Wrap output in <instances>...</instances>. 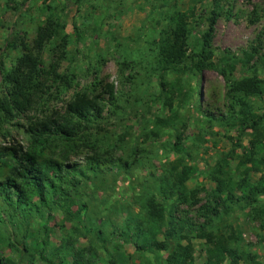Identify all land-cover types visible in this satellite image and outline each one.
Segmentation results:
<instances>
[{
    "label": "rangeland",
    "instance_id": "1",
    "mask_svg": "<svg viewBox=\"0 0 264 264\" xmlns=\"http://www.w3.org/2000/svg\"><path fill=\"white\" fill-rule=\"evenodd\" d=\"M214 5L220 13L211 59L215 63L222 57L229 59L233 69L228 80L214 69L191 71L189 63ZM175 11L189 16L188 57L163 68L157 61V42ZM47 18L58 23L57 31L34 55L45 68L55 63L56 73L67 82L45 76L44 101L27 115L62 111L64 103L80 92L105 98L101 91L106 84L112 85L117 106L104 108L95 145L90 136L51 155L82 163L93 149H108L135 162L129 173H113L115 182L106 173L97 189L87 186L82 197L87 202L84 223L54 211L43 253L53 264H164L165 251H141L136 248L139 243L133 242L134 227L158 241L168 228L165 220L150 218L142 208L149 196L160 204L156 189L150 187L149 173L192 166L194 173L185 180L181 197H173L165 206L190 225L179 243L188 240L193 264H209L206 249L211 243L196 236L200 231L231 235L229 245L240 255L241 264L248 262L249 255L264 264L261 197L249 204L227 201L226 211L219 206V216L209 214L217 194L215 177L238 181L250 165L247 158H264V0H0V79L21 53V43L29 48L36 28ZM256 35L261 39L259 57L246 61L244 53L254 46ZM240 79L259 81V92L243 98L245 117L241 114L246 110L235 106L227 93L230 83ZM155 118H165L167 123ZM252 119H257L255 132L247 128ZM24 124L23 116L0 122V144L13 138L26 145ZM174 140L180 142L181 152L171 147ZM252 141H258L257 148L251 147ZM261 174L262 167L247 170L246 176L254 183ZM124 220L129 221V232ZM32 229L40 232L36 220ZM1 252L14 264H47L30 246L25 252L20 244L4 245Z\"/></svg>",
    "mask_w": 264,
    "mask_h": 264
},
{
    "label": "trees",
    "instance_id": "2",
    "mask_svg": "<svg viewBox=\"0 0 264 264\" xmlns=\"http://www.w3.org/2000/svg\"><path fill=\"white\" fill-rule=\"evenodd\" d=\"M219 13L217 5L209 10L199 46L191 53L189 63L191 71L214 69L228 80V75L233 69L229 59L222 57L220 63H215L211 59V41ZM188 18L186 12L175 11L170 17V27L159 37L156 56L163 68L172 67L188 57L186 45ZM57 25L53 19H45L43 24L36 28L31 46L28 48L21 43V53L1 74L0 122H8L15 116H23L25 119L23 132L27 137V143L21 145L13 138H9L6 144H0V264H14L12 259L5 257L1 252L4 245L10 247L13 244H20L25 252L30 246L37 250V255L42 261L53 264L43 253L47 245L48 222L53 212L58 210L77 223H84L87 202H84L82 197L87 186L90 184L97 189L104 184L103 174L106 173H109L111 181L115 182L112 174L129 173L131 165L135 162V158L129 161L127 157L114 156L108 149L104 151L93 149L91 155L84 156L82 163L67 161L65 157L60 161L51 155L57 148L75 146L77 142L97 135L106 105L117 107L111 84H106L101 91L106 95L105 98L80 92L64 103L62 111L51 110L39 117L27 115L44 101L45 76L51 75L53 80L67 82L64 76L56 73L55 63L45 68L34 55L56 33ZM255 40L249 52L244 53L246 61L254 55L256 58L259 57L260 36L256 35ZM258 83L257 79H240L230 83L227 89V93L230 94L228 97L233 100L234 105L246 110L241 114L243 117L245 113L247 114V104L243 98L258 93ZM216 119L220 120L221 117ZM154 120L163 125L167 123L165 118ZM241 122H244V118ZM256 123L257 119L248 120L247 128L253 132L257 131ZM174 139L177 140L179 137L176 135ZM98 140L97 136H94L92 144L95 145ZM175 140L171 147L175 152H181L180 142ZM250 144L251 147L257 148L259 143L252 141ZM247 162L250 165L244 168V176L238 181L215 177L217 194L209 209L211 217L219 216V206L226 211L227 201L257 203L258 196L262 200L258 211L264 215V174H261L254 183L246 176L247 170L258 171L261 167L264 168V158H247ZM217 164L215 169L219 173L220 167ZM193 173L192 166H181L179 170L172 168L161 174L149 173L150 187L156 189L160 204H156L154 198L149 196L142 208L147 211L150 218L165 220L168 228L162 234V240L158 241L154 236L149 238L145 236L144 231L134 227L133 242L139 243L136 248L141 251H165L164 264H193L189 254L190 243L187 239L184 245L179 243L181 239L186 238L183 234L184 228H190V225L187 220L179 219L165 206L173 197H181L184 182ZM143 184L141 185L145 187V183ZM234 190L237 191V195ZM34 220L37 221L39 233L32 229ZM128 224L129 221L124 220V228L129 232L131 227ZM260 226L264 228V219L260 221ZM83 227L86 232L89 231L86 225L83 224ZM196 234L197 237H204L211 243V247L206 249L209 264H223L224 260L228 261L227 264H241L240 255L229 245L233 239L231 235L223 236L207 231ZM126 236L129 238V233ZM246 264L258 263L249 255Z\"/></svg>",
    "mask_w": 264,
    "mask_h": 264
}]
</instances>
